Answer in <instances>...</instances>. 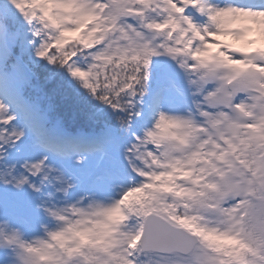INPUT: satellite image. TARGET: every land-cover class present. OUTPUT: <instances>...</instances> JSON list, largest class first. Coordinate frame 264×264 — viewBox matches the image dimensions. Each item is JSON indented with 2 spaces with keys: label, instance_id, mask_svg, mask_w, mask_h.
I'll use <instances>...</instances> for the list:
<instances>
[{
  "label": "snow or ice",
  "instance_id": "obj_1",
  "mask_svg": "<svg viewBox=\"0 0 264 264\" xmlns=\"http://www.w3.org/2000/svg\"><path fill=\"white\" fill-rule=\"evenodd\" d=\"M0 264H264V0H0Z\"/></svg>",
  "mask_w": 264,
  "mask_h": 264
}]
</instances>
